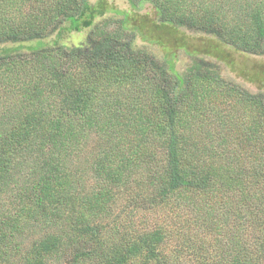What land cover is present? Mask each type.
I'll return each instance as SVG.
<instances>
[{
	"label": "trees",
	"instance_id": "obj_1",
	"mask_svg": "<svg viewBox=\"0 0 264 264\" xmlns=\"http://www.w3.org/2000/svg\"><path fill=\"white\" fill-rule=\"evenodd\" d=\"M128 3L203 46L178 37L177 70L127 13L106 31L104 0H0V264H167L166 238L173 261L264 264V0Z\"/></svg>",
	"mask_w": 264,
	"mask_h": 264
},
{
	"label": "rangeland",
	"instance_id": "obj_2",
	"mask_svg": "<svg viewBox=\"0 0 264 264\" xmlns=\"http://www.w3.org/2000/svg\"><path fill=\"white\" fill-rule=\"evenodd\" d=\"M105 2V7L106 10L102 15V21H105L106 23V27L105 30L106 31H111L116 29L119 26L118 21L120 19H122L123 14L127 13V17L128 19H130V21L128 22V26L132 28H138V38H143L146 40V43L149 41H153L154 45H151L152 47H154L153 51L157 54V55H162L164 53L167 52H176L178 55V59L179 61L177 62V70H181L184 68L185 64L189 61L190 59V54H187L184 52V50L182 49V47H178L177 45V41H178V37L183 36L186 39V42L189 41L191 42L194 47L196 48H201L204 44V38L203 36H201L200 34H192L189 33L187 31H183V30H173L171 27L167 26L163 27L159 24H157V22L155 21V17H154V11L153 8L151 7L150 4L145 3L143 5V7H141V9H138L137 11H135V9H133L129 3L128 0H104ZM121 12V14H120ZM4 16V14H3ZM132 20V21H131ZM235 35L237 37H239L238 35H240V39H241V30L235 31ZM75 38L71 41L74 42V44H79L80 42L83 41V35L81 36H74ZM185 42V43H186ZM150 46V45H148ZM231 49V48H230ZM233 50V49H231ZM230 77L235 78L234 74L230 73ZM241 83L244 87L255 91L256 90V86L250 82L248 83H243V82H239ZM114 88V87H112ZM258 88L260 90H264L260 87V85L258 86ZM97 96H99L97 94ZM185 108L186 104H185ZM206 122V129L209 130V132H205V133H211V114L210 117L205 120ZM204 133V134H205ZM221 133L222 135H224L225 137H227V129L221 127ZM87 135H89L87 137V139L85 141H80L78 144H75L76 148V154L78 155V153H81L82 150H85L86 147L89 149H93L94 145L92 143H94L93 141V137L96 136L95 132H89L87 133ZM234 147V146H232ZM159 160V159H158ZM160 161V160H159ZM160 165V164H159ZM152 166L150 163H147V169H149V167ZM123 195L126 196V191L123 189ZM122 197V194L120 195ZM4 197V195H3ZM4 200V199H3ZM2 200V201H3ZM125 200V199H123ZM194 210V209H192ZM181 212V211H179ZM196 211H193V213ZM198 216V213L196 214ZM165 214L163 211V207L160 208H153V209H148V211H144L142 213H139L135 216V219L137 221V223H139V225L141 226V231L145 228H152L153 226H156L158 223L161 225L163 223V225H165V223H170V222H166L165 219ZM207 225L210 224V222L207 220ZM101 223L108 227H112L113 225H115L117 228L119 229H123L125 227V225L127 224V222L125 220H119L117 222H112V220H109L108 218L103 219L101 221ZM210 225L206 226V229H208L210 231L209 236L211 237V230H210ZM129 231H134L135 226L131 225L128 226ZM120 235L122 234H118L115 233L112 229V237H120ZM114 243H116L113 240ZM165 245L167 247V251H169L168 257L166 259V263L167 264H191V262L187 263L184 259H192V257L194 256V254L192 255L191 253H179V256H183L181 257L179 260L177 259L176 261H173L177 255L175 253V248H173V245H175V242L173 240V238H166L165 240ZM209 250H211V248H209ZM196 255V254H195ZM102 257V255H101ZM196 257V256H195ZM106 259V258H105ZM103 259V260H105ZM139 261L143 262L144 264H161V258L160 261L159 260H146L143 256H140ZM102 260V261H103ZM194 261H197V258L194 259ZM208 263V262H207ZM55 264H60V263H55Z\"/></svg>",
	"mask_w": 264,
	"mask_h": 264
}]
</instances>
